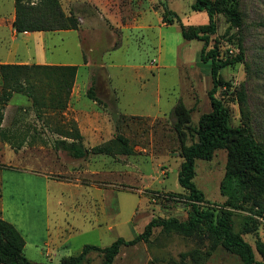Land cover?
<instances>
[{
	"label": "rangeland",
	"instance_id": "374dc122",
	"mask_svg": "<svg viewBox=\"0 0 264 264\" xmlns=\"http://www.w3.org/2000/svg\"><path fill=\"white\" fill-rule=\"evenodd\" d=\"M60 1L67 14L73 12L81 23L86 22L82 31L34 32L44 36L13 31L8 59L38 64L36 42L43 39L50 59L80 63L78 82L91 81L89 86L95 82L98 107L114 119L115 131L100 144L114 143L109 152L95 153L92 148L97 145L84 146L82 136L75 141L84 154L78 157L69 145L62 141L57 145L61 136L52 132L64 130L63 135L70 137L66 134L78 128L67 110L69 103L62 110L38 113L28 96L16 93L6 105L4 128L17 129L10 132L14 142L25 135L36 147L15 150L0 138V215L26 236L25 253L36 264H62L63 257L80 255L87 245L106 247L119 237L133 239L152 220H186L192 205L179 183L183 157L173 111L180 101L191 110L192 123L186 130L191 144L197 139L201 115L212 109L211 63L200 57L204 43L185 39L178 22H162L167 3L185 25L208 23L207 12L192 8L195 0ZM239 7L243 27L230 29V23L218 14V30L209 48L216 46L221 58L235 56L243 48L244 62L222 70L233 87L218 91L230 110L231 126L238 127L245 115L235 87L245 83L246 113L264 148V0H240ZM120 20L130 29H120ZM6 22L10 27L11 20ZM81 49L90 66L83 64ZM1 88L2 79L0 92ZM119 136L127 138V144ZM227 158L222 148L210 160L197 159L195 164L194 181L205 196L201 207L216 214L229 209L222 193ZM243 215L235 211L236 229ZM258 231L264 240V219ZM42 235L53 245H35ZM244 237L255 247V234ZM196 249L203 254L201 264H243L222 245L212 249L208 239L162 226L154 229L149 241L122 246L113 264H183L182 254ZM103 260V253L92 249L80 264H103ZM185 262L193 264L189 257Z\"/></svg>",
	"mask_w": 264,
	"mask_h": 264
},
{
	"label": "trees",
	"instance_id": "16d2710c",
	"mask_svg": "<svg viewBox=\"0 0 264 264\" xmlns=\"http://www.w3.org/2000/svg\"><path fill=\"white\" fill-rule=\"evenodd\" d=\"M239 3L240 0H195L192 8L195 11H205L209 16L208 23L199 25H185L180 15L164 3L163 22L166 24L178 22L185 39H198L204 43L200 57L202 61L211 63L214 84L209 91L212 109L201 115L195 130L197 139L193 143L187 142L186 131L192 123L191 110L183 101H180L173 111L176 117L173 125L180 138V152L183 157L178 176L179 183L186 189L188 193L186 198L192 205L188 218L183 221L175 217L152 220L145 230L133 239L119 237L106 247L87 245L80 255L63 257L62 264H80L92 249L103 253V264H113L122 246L149 241L154 229L160 226L167 230H176L185 236L199 237L203 241L208 239L212 249L222 245L228 251L238 255L243 264H264V240L258 236L260 219H264V148L256 139L250 118L246 113L248 103L245 83L242 82L235 87L238 102L245 115L244 124L238 127L231 126L230 110L218 91L220 87L223 90L233 87V84L224 78L222 70L244 62V51L240 48L235 56L221 58L216 46L209 48L211 36L218 30L216 18L218 14L226 18L230 23V29L236 28L239 31L243 27L244 17ZM15 9L16 17L13 25L18 33L77 30L81 25L75 13L65 12L60 0H15ZM77 72V65L2 63L0 65L1 140L11 142L12 139L9 130L2 124L6 105L14 94L28 96L38 113H41L42 109H65L70 101ZM88 94L96 99L94 84L88 90ZM75 130L76 132L66 136L72 135L70 137L81 140L82 135L79 129ZM118 139L124 144L128 142L124 136H119ZM64 143L69 145L68 149L75 151L74 155L78 157L84 155L76 148L75 140L71 143L64 141ZM112 143L114 140L97 145L92 148V151L107 153ZM222 148L226 149L228 154L222 193L227 197L226 206L229 209L216 214L212 210L201 207V203L205 202V196L194 181L195 164L197 159L210 160L214 153ZM235 211L244 213L239 229H236L233 219ZM249 233L257 236L255 247L244 237ZM25 245V237L16 225L0 216V264H36L27 257ZM188 257L192 259L193 264H201L203 254L198 249L183 253V264H187L185 260Z\"/></svg>",
	"mask_w": 264,
	"mask_h": 264
},
{
	"label": "crops",
	"instance_id": "0c3cea01",
	"mask_svg": "<svg viewBox=\"0 0 264 264\" xmlns=\"http://www.w3.org/2000/svg\"><path fill=\"white\" fill-rule=\"evenodd\" d=\"M5 6L7 7L6 10L4 8ZM173 11H175V10H173ZM15 17H16L15 0H0V65L2 63H23V62L10 61L8 59V57L10 55L7 54L8 44H9L8 39L14 36L13 31L15 33H17V31L13 25ZM8 19L11 20L10 27L7 25V22H6ZM119 22L120 23H119L118 27H120V29H124L125 27H127L124 25L122 20H120ZM162 22H163V20H162ZM85 23L86 22L83 20V22L80 25V28L77 30L68 29V30H58L55 32L56 33H59V32L68 33V32H72V31L79 32V31H82V29L86 25ZM163 24L165 25L166 23L163 22ZM193 24H195V23H192L189 25H193ZM166 25H169V24H166ZM127 28L130 29L129 26ZM5 31L7 32L6 35H5ZM35 32H44L46 34L50 31H35ZM44 33L41 34V33H34V32H23V33H19V34H37V35H43L44 36ZM193 40H195V39H193ZM36 46L38 49L37 54H36V60H37L38 64H55V63H57V65H77L78 66V72H79V68L81 66L80 63L72 62V61H65L62 59H58V61H55L54 59H50L48 54L46 53V51L43 48V46H45V40L41 39L39 42L37 41ZM81 47L83 48V46H81ZM81 51L83 53V49H81ZM83 57H84L83 64L90 66L91 64L89 62H85V60L87 59V57H85V53H83ZM24 63L29 64V62H24ZM78 72H77L76 80L74 83V87L72 89V93H71V97H70V101H69V105H68L67 110L70 111L71 116L74 118V120L78 124L80 134L83 136V140H82L83 145L86 147L99 145L100 143L106 141V138L110 137V135H112L113 131H115L114 126H113L114 125V119L112 120L111 117L107 116L106 113L104 111L100 110V108L98 107L97 100L99 98L96 95L95 90H94V94H95L96 99L90 97V95L88 94V90L91 88L93 83L95 84V82L93 81L91 86H89L91 81H89L88 84L81 85L78 82ZM0 79H1V75H0ZM86 97H88V98H86ZM87 99H89L91 101L87 102ZM6 108H7V106H6ZM6 108H5V110H6ZM6 114H7V110H6ZM2 126L3 127L5 126L4 122H3ZM5 129L9 130L10 136H11L10 132L14 133V131L17 130L15 128H11V127H7ZM52 132L56 133L58 136H61V138H57L58 142H55V143H57V145H58V143H61L59 141H62V143H64V141H67V140L69 142H73L74 140L76 141V139H74L72 137H65L63 135V134H65L64 130L61 131L58 129L56 131L53 130ZM11 138H12V136H11ZM18 141L15 140V142H14V139L12 138L11 142H7V141H3V142H5L6 144L10 145L13 148L17 147V148L21 149V148H26L27 146L36 147L35 141L32 139L31 140L26 139L25 135L21 139H19ZM43 143H45V140H43ZM0 216H2V215H0ZM47 229H48V227H47ZM47 232H48V236H50L49 231H47ZM24 237L26 238V236H24ZM25 240H26V245H25V252H26L28 242H27V239H25ZM39 242L41 244L44 243L45 245L46 244L53 245V243H54L49 239V237L45 238L43 235L40 236V238L36 241L35 245H37Z\"/></svg>",
	"mask_w": 264,
	"mask_h": 264
},
{
	"label": "built area",
	"instance_id": "2783aa9c",
	"mask_svg": "<svg viewBox=\"0 0 264 264\" xmlns=\"http://www.w3.org/2000/svg\"><path fill=\"white\" fill-rule=\"evenodd\" d=\"M232 51V50H231Z\"/></svg>",
	"mask_w": 264,
	"mask_h": 264
}]
</instances>
